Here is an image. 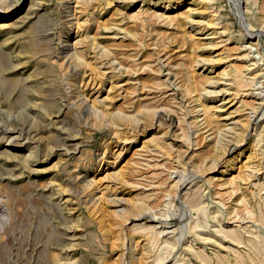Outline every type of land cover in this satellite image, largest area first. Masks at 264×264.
I'll list each match as a JSON object with an SVG mask.
<instances>
[{
    "label": "rangeland",
    "instance_id": "1",
    "mask_svg": "<svg viewBox=\"0 0 264 264\" xmlns=\"http://www.w3.org/2000/svg\"><path fill=\"white\" fill-rule=\"evenodd\" d=\"M199 1L0 0L1 15L19 14L0 22V264H235L247 254L226 232L239 226L232 211L249 221L246 202L264 204V104L244 95L264 94V0ZM241 64L228 102L220 69ZM204 77L218 82L201 86ZM240 122L251 123L246 135L234 134ZM224 126L233 133L213 156ZM133 201L143 207L128 213ZM251 224L243 234L264 239V226L241 225Z\"/></svg>",
    "mask_w": 264,
    "mask_h": 264
},
{
    "label": "bare ground",
    "instance_id": "2",
    "mask_svg": "<svg viewBox=\"0 0 264 264\" xmlns=\"http://www.w3.org/2000/svg\"><path fill=\"white\" fill-rule=\"evenodd\" d=\"M78 1H84V0H78ZM124 1V0H123ZM209 0H200L199 2H197L198 4H205V3H207ZM238 1V0H237ZM139 2V1H138ZM176 2V1H175ZM168 3V2H167ZM166 3V4H167ZM180 3H181V1L179 2V1H177L175 4L177 5V7L180 5ZM195 4V6L197 5V3L196 2H194ZM159 4V0L157 1H153L152 0V2H151V7L153 8V7H157V5ZM193 4V2L191 3V5ZM164 5H165V3H164ZM188 5V4H187ZM143 6V5H142ZM174 6V5H173ZM173 6H170V5H167L166 7L164 6V8H166V11L164 12V14L165 13H168V12H170V11H172L174 8H173ZM181 6V5H180ZM262 6V7H261ZM260 7H261V11H264V1L262 2V5H261ZM158 8V7H157ZM255 8H256V6H255ZM177 9V8H176ZM260 9V8H259ZM141 10V7L138 9V11H140ZM151 10V9H150ZM178 10V9H177ZM193 10H196V8H194V9H192V8H188V9H186L185 11H190V12H188L187 13V15L185 16V21H184V19L183 18H180V17H176V19H178V21L181 23V21L183 22V24H185V23H187V19H188V17H190V16H192V12H193ZM162 11V10H161ZM175 11V10H174ZM260 11V12H261ZM157 12V11H156ZM163 12V11H162ZM23 13V12H22ZM144 13V12H143ZM263 13V12H262ZM13 14H14V12L13 11H10V12H6V13H4V14H0V22L1 21H6V20H10V19H13V18H15V17H18L19 16V14L18 15H15V16H13ZM145 14V13H144ZM183 14V13H182ZM185 14V13H184ZM139 15V14H138ZM146 15V14H145ZM161 15H163V13H161ZM13 16V17H12ZM130 16H132L131 14H130ZM160 17V16H159ZM167 17H169V15L167 16ZM260 18L262 19V21H264V15H260ZM172 21V20H171ZM210 23V22H209ZM211 24V23H210ZM187 26V25H186ZM249 26V25H248ZM218 27V26H217ZM194 31H196L193 35H195L196 36V34H200V33H202V31H203V28L201 27V26H199V27H196V30H194ZM223 32V31H222ZM206 33V32H205ZM218 32L216 31V30H214L213 32H212V34H217ZM191 34V33H190ZM203 34V33H202ZM252 34V33H251ZM222 35V34H221ZM213 36H215V35H212V37H210V38H208V40H209V43H207V45H208V47H212V48H214V47H216V44H217V42H212L213 40H212V38H214L215 39V37H213ZM224 36V35H223ZM128 38V37H127ZM207 38H205V39H207ZM94 41V40H93ZM220 43V42H219ZM193 44H194V42H193ZM99 45H101V44H99ZM247 46H256L257 45V42H254V43H251V45H248V44H246ZM142 46V45H141ZM100 50H101V53H109V50L107 49V48H105V47H102V48H100ZM100 52V51H99ZM209 54V53H208ZM250 54V53H249ZM249 54H247V55H249ZM77 55V54H76ZM114 55V54H113ZM260 55V54H259ZM250 56V55H249ZM159 57V56H158ZM238 57V56H237ZM82 59V58H81ZM135 59V58H134ZM211 59V58H210ZM214 59V58H213ZM138 60V59H137ZM251 60V59H250ZM114 61H115V59H114ZM216 61L218 62L219 61V59H216ZM118 62V61H117ZM119 63V62H118ZM70 64H72V63H70ZM197 64V63H196ZM236 64V63H235ZM234 64V65H235ZM76 65V64H75ZM203 65V64H202ZM219 65V64H218ZM74 66V65H73ZM144 66V65H143ZM157 66V65H156ZM206 66V65H205ZM236 66V65H235ZM238 66V65H237ZM147 67V66H146ZM247 68H248V65H243V64H241V66L239 65L237 68H232V66H225V67H223L222 69H220V72H219V76H220V80H222V86H224V91L226 92V91H229V90H234L229 96H232L229 100H228V102H232L233 100H235L236 99V96L238 95V89H237V87H238V85L240 84V83H242L243 82V80H242V74H241V72L242 73H244V71L245 70H247ZM211 72V70H209L208 71V73H210ZM256 73V72H255ZM254 73V74H255ZM262 73V72H261ZM206 75H208V74H206ZM263 75V74H262ZM255 76V75H254ZM261 76V75H260ZM186 80L189 82L188 84H190L189 86H191V88H193L194 87V78H193V75L192 76H190L188 73H186ZM196 80V79H195ZM219 80V81H220ZM261 80V79H260ZM166 81V80H165ZM215 82H218V81H216V80H213V78L212 77H204L203 78V82L202 83H200V85L202 86H209V85H211V84H213V83H215ZM263 82H264V80H263ZM172 84V83H171ZM255 85V84H254ZM261 85V84H260ZM103 86V85H102ZM169 86V85H168ZM257 86V85H256ZM158 87V86H157ZM262 87H264V85L262 86ZM159 88V87H158ZM187 88V87H186ZM222 88V87H221ZM255 88V87H254ZM188 89V88H187ZM187 89H185V90H187ZM241 89V88H240ZM189 90H191V89H189ZM192 91V90H191ZM188 92V90L186 91V93ZM190 92V91H189ZM189 92H188V94H189ZM263 93V92H262ZM261 93V90L260 91H258V92H256V91H251V92H249V93H247V94H244L245 96H247V97H251L254 101L255 100H258V102H259V104H264V94H262ZM150 94V93H149ZM241 94V93H240ZM187 95V94H186ZM243 96V95H242ZM198 97V96H197ZM210 99V98H209ZM222 99H225V97L224 98H222ZM175 100V99H174ZM80 101V100H79ZM237 102H238V100H237ZM242 103V100H240V104ZM92 104V103H91ZM161 106H159V108H160ZM162 107H164V106H162ZM162 107H161V109L160 110H162ZM201 107V106H200ZM216 107H218V109H219V107L220 106H216ZM146 108V107H145ZM198 109V108H197ZM144 110V109H143ZM157 110V109H156ZM201 110V109H200ZM102 111V110H101ZM100 111V112H101ZM141 111V110H140ZM151 110H149V112H150ZM158 111V110H157ZM216 111V110H215ZM259 111V110H258ZM201 112V111H200ZM214 112V111H213ZM101 113H103V111L101 112ZM138 113V112H137ZM262 113V112H261ZM261 113H259V114H261ZM103 114H105V113H103ZM263 114V113H262ZM261 114V115H262ZM202 116V115H201ZM250 116V115H249ZM254 116V115H253ZM198 117H200V116H198ZM207 119L209 120V121H215L216 120V116H215V114L214 113H210L208 116H207ZM221 119H226V117H225V115H224V117H222ZM258 119V118H257ZM204 120V119H203ZM230 120V119H229ZM252 121V120H251ZM255 121V120H254ZM236 122H238V121H236ZM205 123V122H204ZM253 123V122H252ZM255 123V122H254ZM255 124H257V123H255ZM240 125H241V127H240V131L237 133L235 130H234V134L235 135H237V134H245L246 132H248L247 130L248 129H250L249 128V125H251V123L250 124H246V123H242V122H240ZM205 126L207 127L208 126V124L207 123H205ZM228 126V125H227ZM152 127V125L150 124L149 125V129ZM205 127V128H206ZM226 126H224V128H220L219 129V131H221V132H219V134L218 135H214L215 136V140H214V143H213V156H218L219 155V152L221 153L222 151H223V149H224V144H225V140H227L229 137H231V133H233V127L232 126H229V127H227V128H225ZM210 129V128H209ZM182 130V129H181ZM187 131V130H186ZM212 133V132H211ZM259 133V132H258ZM161 134V133H160ZM185 134V133H184ZM162 135V134H161ZM183 135V134H182ZM181 135V136H182ZM246 135V134H245ZM258 135V134H257ZM191 136V135H190ZM188 137V136H187ZM187 137H185V139H187ZM160 138V137H159ZM154 139V138H153ZM213 139V138H212ZM187 141H189V140H187ZM191 141V140H190ZM244 141H245V139H244ZM246 143V142H245ZM191 144V143H190ZM159 146V144H158V142L157 141H155V140H152V142H150V144H149V148H152V146ZM242 145V144H241ZM235 146V145H234ZM190 147V146H189ZM238 147V146H237ZM248 147V146H247ZM161 148V147H160ZM163 148V147H162ZM249 148H251V144H250V146H249ZM157 149V148H156ZM173 149V148H172ZM158 150V149H157ZM252 150V149H251ZM154 151V150H153ZM228 151V150H227ZM242 153H243V151H239L238 153H237V155H235V156H233V157H229L228 159H227V161H226V165H225V168L221 171V173H222V175H224V174H226L228 171H230L231 169H232V167H233V164L237 161V160H240V156L242 155ZM122 154V153H121ZM245 155V154H244ZM119 156H120V153H118L117 155H114L113 156V165H114V163H117L118 162V158H119ZM209 155H207V156H204L205 157V159L208 157ZM204 157H203V159H204ZM217 158L218 157H213V160L212 159H210V160H212L213 162V164H216V160H217ZM251 158H252V155L251 154H249L248 156H247V158L242 162V167H244V169H246V170H250V169H252V168H254L255 167V165L253 164V162H252V160H251ZM224 160V159H223ZM222 160V161H223ZM220 161V160H219ZM242 161V160H241ZM203 162H204V160H203ZM203 162H202V165H203ZM224 162V161H223ZM238 162V161H237ZM205 163V162H204ZM221 164V163H220ZM219 165V164H218ZM87 167V166H86ZM258 169V168H257ZM117 171V170H116ZM251 171H253V170H251ZM261 171V170H260ZM114 173V172H113ZM232 173V172H231ZM253 173H255V172H253ZM193 175V174H192ZM191 175V176H192ZM83 176V175H82ZM119 177V176H118ZM121 177V176H120ZM240 177V176H239ZM231 178H236L235 176H232ZM241 180H243V179H245V177H243L242 176V178H240ZM239 179V180H240ZM238 180V181H239ZM235 180H232V182H234ZM128 182V181H127ZM84 183V182H83ZM87 183V182H86ZM91 183V182H90ZM129 183V182H128ZM229 184V179L226 181V182H223V183H220L218 186L220 187H222V185H225V184ZM234 184V183H233ZM91 185H93V183L91 184ZM98 186V185H97ZM217 186V187H218ZM198 187V186H197ZM220 187V188H221ZM180 188V187H179ZM101 191V190H100ZM234 191V190H233ZM88 193V192H87ZM96 193V192H95ZM224 193V192H223ZM226 193V192H225ZM197 194V193H196ZM220 194V193H219ZM225 195V194H224ZM255 195V194H254ZM245 196H247V195H245ZM244 196V197H245ZM92 197V196H91ZM259 197H262V195L260 194L259 195ZM68 198V197H67ZM107 198H110V197H108L107 196ZM194 198V197H193ZM100 199V198H99ZM111 199V198H110ZM201 199V198H200ZM244 200V199H243ZM109 201V200H108ZM121 201V200H120ZM124 201V200H123ZM129 201V200H128ZM127 201V202H128ZM131 202V201H130ZM136 202H138V200H136ZM136 202H134L133 201V203H130L131 205V207L130 208H127L126 209V211H128V213L129 212H131L132 211V209H142V207H143V205H142V203L140 204V203H136ZM239 202H240V200H239ZM122 203V202H121ZM187 203V202H186ZM191 203V202H190ZM99 204V203H98ZM236 205H238V204H236ZM193 205H191L190 207H192ZM196 206V205H195ZM101 207V206H100ZM104 207V206H103ZM124 209V208H123ZM102 210V209H101ZM109 210V209H108ZM118 210H120V209H118ZM111 211H113V210H111ZM116 211V210H115ZM203 211V210H202ZM217 211H218V209H217ZM244 211L248 214V218L250 219L249 221H246V220H248V219H244L245 217H240V215L238 214V213H236V212H233L232 211V216L231 217H229L228 219H230V223H237V224H239V226H238V228H236V227H231L227 232H226V234H228L229 235V237H230V240L236 245V246H238V247H240V245H245V247L247 246V254H243V253H238V254H236V256H235V264H264V239H262L261 238V236H260V234L258 235V234H256V235H252V236H250V235H247V236H245L243 233H245V234H254V232L251 230V228H252V226H253V224H251V225H245V226H242L241 224H243V223H245V222H256L257 223V225L259 224V225H262V226H264V204H263V207H261V206H258V208H254V206L253 205H249L247 202H246V204H245V206H244ZM238 212V211H237ZM204 213V212H203ZM113 214V213H112ZM225 214V213H224ZM238 214V215H237ZM229 215H231V213L229 212ZM103 216V215H102ZM106 216V215H105ZM136 216V215H135ZM141 216V215H140ZM146 216V215H145ZM152 217V216H151ZM227 217H228V214H227ZM138 218V217H137ZM99 219V218H98ZM133 219V218H132ZM136 219V218H135ZM244 220H245V222H244ZM229 222H228V224H229ZM110 223V222H109ZM186 223V222H185ZM250 224V223H249ZM195 228H199V224L198 223H196L193 227H192V229H195ZM257 229V228H256ZM135 230V229H134ZM109 231V230H108ZM136 231V230H135ZM173 231V230H172ZM174 231H176V230H174ZM263 231V230H262ZM171 232V231H170ZM163 234V233H162ZM200 234V233H199ZM201 235V234H200ZM138 237V236H137ZM223 237V236H222ZM126 238V237H125ZM148 240H149V243H154L155 241H156V239H155V237L153 236V237H148ZM216 240V239H215ZM162 242L164 243V241L162 240ZM170 242V241H169ZM166 243V242H165ZM168 243V242H167ZM171 244V243H170ZM173 246V245H172ZM231 246V245H230ZM187 248V247H186ZM191 248V247H190ZM241 248V247H240ZM167 251V250H166ZM148 254V253H147ZM149 255V254H148ZM156 255V254H155ZM170 256V255H169ZM196 256L198 257V258H202L205 262H207V263H210V259L207 257H204V256H202V255H200L199 253H196ZM152 257V256H151ZM165 257V256H164ZM186 257V256H185ZM201 259V260H202ZM153 260H155V258H153ZM218 261H219V263H221V264H223V259L222 258H218ZM165 262V261H164ZM181 262V261H180ZM160 262H158V264H159ZM162 263V262H161ZM192 263V262H191ZM157 264V263H156Z\"/></svg>",
    "mask_w": 264,
    "mask_h": 264
}]
</instances>
